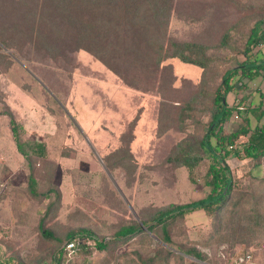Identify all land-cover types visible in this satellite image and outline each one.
Listing matches in <instances>:
<instances>
[{
    "label": "rangeland",
    "instance_id": "374dc122",
    "mask_svg": "<svg viewBox=\"0 0 264 264\" xmlns=\"http://www.w3.org/2000/svg\"><path fill=\"white\" fill-rule=\"evenodd\" d=\"M173 8L178 18L171 20L170 33L180 40L211 44V64L203 70L168 58L147 90L128 87L83 50L54 60L37 55L28 45L18 51V57L0 45V183H4L0 262L57 264L60 253L56 255V249L63 250L65 235L72 230L85 228L110 241L119 228L141 224L156 208L206 194L202 182H190L186 168L171 158L177 152L201 153L198 141L208 115L194 104L193 117L180 123L176 116L192 97L205 106L210 104V95L231 67L230 58L237 50L233 47L242 48L249 29L264 18V0H173ZM226 32H230V42L221 47ZM243 84L235 94L247 108L259 102V86L256 80ZM261 88L264 91V85ZM249 92L254 93L249 96ZM227 99L232 103L231 92ZM246 113L245 108L232 113L224 131L236 130ZM11 120L21 139L46 145L43 159H30L35 161L32 170L17 149ZM105 160L115 168L112 172ZM226 161L239 188H248L247 171L253 161L241 155H231ZM261 164L254 168L257 175H264V161ZM207 166L205 159L199 162L197 176L202 178ZM209 222L201 210L188 214L168 231L173 246H162L185 249L194 245ZM43 230L52 231L54 238L43 236ZM142 237L112 241L106 250L93 248L89 256L78 258L86 264H148L160 248L162 234H150L149 240ZM196 247L211 256L215 243ZM62 259L66 264L64 254ZM181 262L197 261L184 256L183 261L173 258L169 264Z\"/></svg>",
    "mask_w": 264,
    "mask_h": 264
},
{
    "label": "trees",
    "instance_id": "16d2710c",
    "mask_svg": "<svg viewBox=\"0 0 264 264\" xmlns=\"http://www.w3.org/2000/svg\"><path fill=\"white\" fill-rule=\"evenodd\" d=\"M38 1L0 0V45L17 57L18 51L26 45L34 48L37 55L54 60L63 58L65 53L83 50L93 55L125 85L139 90L151 89L162 63L168 58H177L203 70L211 64V44L180 40L170 33L171 20L178 18L173 0H41L40 5ZM39 7L40 15L37 17ZM258 20L263 21L264 18ZM253 31H256L254 27L247 32L246 45L257 41L258 37L253 35ZM226 33L220 39L221 47L229 45L231 35L230 32ZM233 49L238 51L239 47ZM247 50L248 46L243 52L247 54ZM230 59L231 67L224 71L220 83L210 95V104L205 106L192 97L179 107L176 116L180 123L186 117H193L194 104L201 113L208 115L207 122L202 125L203 136L198 141L201 153L191 154L189 151L184 155L177 152L171 158L177 166L186 168L190 182H202L206 194L186 203H170L156 208L141 224L134 222L119 228L110 241L97 237L85 228L68 232L65 241L83 236L92 239L95 248L103 251L108 248L109 242L123 243L136 236L149 240L150 234L160 231V248L146 261L148 264H169L173 258L183 261L184 256L194 258L197 261L195 264H231L232 258L223 260L217 254L223 244L227 245L226 253L233 250L238 255L251 248L252 243H258L254 247L255 255L262 260L264 251L259 248L264 243V175H257L254 168L264 161V104L260 102L247 107V113L236 130L225 132L223 125L233 111L240 113L239 104H228L227 94L240 88L242 80H252L262 74L264 61H238L233 56ZM238 71L240 75L234 79ZM252 119L255 121L253 128ZM11 123L17 149L28 160L32 170L35 161L33 163L30 159H43L47 152L46 145L34 140L24 141L13 120ZM242 137L246 138L243 142L239 141ZM231 155H241L253 161L247 171L250 180L248 188H239L238 180H235L226 161ZM203 159L208 161V166L201 178L197 176L195 168ZM104 163L111 172L115 169L107 160ZM29 182L31 191H35L31 176ZM197 210L208 215L210 222L193 241L194 245L185 249L164 248L162 244L173 246L169 229ZM42 234L46 238H54L50 230H43ZM211 242L215 243L211 256L196 247L207 246ZM90 251L85 247L81 254L89 256ZM57 253H60V257L55 258L56 263L63 264L62 247L56 249ZM70 263L86 264L80 258Z\"/></svg>",
    "mask_w": 264,
    "mask_h": 264
},
{
    "label": "built area",
    "instance_id": "2783aa9c",
    "mask_svg": "<svg viewBox=\"0 0 264 264\" xmlns=\"http://www.w3.org/2000/svg\"><path fill=\"white\" fill-rule=\"evenodd\" d=\"M262 74L264 76V65L262 68ZM3 190L4 183H0V195ZM85 247L93 249L95 248V242L92 239L83 236H75L66 241L63 245V254L65 256L66 264L78 258ZM227 249V245L223 244L219 247L217 254L223 260L232 258L231 264H264V260L257 259L254 248H249L238 255H236L233 250H229L226 253ZM259 249L264 251V243H262Z\"/></svg>",
    "mask_w": 264,
    "mask_h": 264
},
{
    "label": "crops",
    "instance_id": "0c3cea01",
    "mask_svg": "<svg viewBox=\"0 0 264 264\" xmlns=\"http://www.w3.org/2000/svg\"><path fill=\"white\" fill-rule=\"evenodd\" d=\"M255 28L256 31H253V35H255L256 37H258L257 41L250 44V45H246V39H244V41L242 42V48H240L237 53H233V57H236V59L238 61H243L245 59H247V62H254L257 61L258 62H263L264 61V20L263 21H258L254 24L253 26ZM248 46V50H247V54H245L244 48ZM240 71L237 72V74L235 75V77H238V75H240L239 73ZM115 77V75H113ZM234 77V78H235ZM256 80L257 84H258V90L256 91L258 93L259 96V102H257L256 104H252L250 106H256L258 105L260 102L263 103V97H264V91L262 90V85H264V76L263 74H259L258 76H256L255 78H253L252 80H242L240 82L241 86H244V82H246V84L250 83L251 81ZM241 89H243V87H240ZM240 89H233L230 92L233 94V99H232V103H230L227 99L228 104L231 105H236L239 104V109L240 108H245V106H243V101L237 98V95L235 94V92H239ZM260 90V91H259ZM229 92V93H230ZM254 92H249V96H252ZM228 95V94H227ZM242 101V102H241ZM242 106V107H241ZM237 111H233V113H235ZM239 114V113H238ZM224 127V126H223Z\"/></svg>",
    "mask_w": 264,
    "mask_h": 264
},
{
    "label": "water",
    "instance_id": "95a60500",
    "mask_svg": "<svg viewBox=\"0 0 264 264\" xmlns=\"http://www.w3.org/2000/svg\"><path fill=\"white\" fill-rule=\"evenodd\" d=\"M105 169H106V167H105ZM144 228H146V227H144Z\"/></svg>",
    "mask_w": 264,
    "mask_h": 264
}]
</instances>
